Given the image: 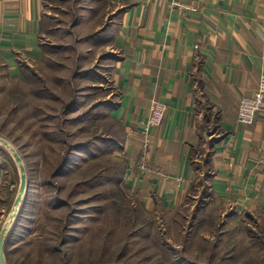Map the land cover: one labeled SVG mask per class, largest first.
Wrapping results in <instances>:
<instances>
[{
    "label": "rangeland",
    "instance_id": "rangeland-1",
    "mask_svg": "<svg viewBox=\"0 0 264 264\" xmlns=\"http://www.w3.org/2000/svg\"><path fill=\"white\" fill-rule=\"evenodd\" d=\"M119 4L45 0L42 54L22 58L17 74L0 54L6 263L264 264V214L213 196L203 142L194 187L176 209L147 208L130 193L125 133L108 114L121 94L110 73ZM13 149L28 177L18 207L21 163Z\"/></svg>",
    "mask_w": 264,
    "mask_h": 264
},
{
    "label": "crops",
    "instance_id": "crops-1",
    "mask_svg": "<svg viewBox=\"0 0 264 264\" xmlns=\"http://www.w3.org/2000/svg\"><path fill=\"white\" fill-rule=\"evenodd\" d=\"M119 2L110 73L121 94L108 114L125 133L130 193L147 208L176 209L194 187L203 142L213 196L264 214V115L237 121L264 71V0ZM44 12L45 0H0V54L11 72L42 54ZM153 100L168 107L146 135Z\"/></svg>",
    "mask_w": 264,
    "mask_h": 264
},
{
    "label": "built area",
    "instance_id": "built-area-1",
    "mask_svg": "<svg viewBox=\"0 0 264 264\" xmlns=\"http://www.w3.org/2000/svg\"><path fill=\"white\" fill-rule=\"evenodd\" d=\"M167 104L160 100H153L149 106L148 117L143 121L145 134L153 127L160 126L167 112ZM258 115H264V71L261 75L258 87L251 93L242 95L238 110L237 121L240 124H253ZM147 144L145 147L147 148Z\"/></svg>",
    "mask_w": 264,
    "mask_h": 264
},
{
    "label": "water",
    "instance_id": "water-1",
    "mask_svg": "<svg viewBox=\"0 0 264 264\" xmlns=\"http://www.w3.org/2000/svg\"><path fill=\"white\" fill-rule=\"evenodd\" d=\"M0 142H3L0 139ZM14 156L17 160V162L21 163L20 169H21V185L19 189L18 196L15 200V207H18L23 198L26 194V191L28 189V177H27V170L25 165L23 164L22 157L13 149ZM14 218V217H13ZM8 232V228L5 226L2 229L1 235H0V264H7L6 263V255H5V240H6V234Z\"/></svg>",
    "mask_w": 264,
    "mask_h": 264
},
{
    "label": "trees",
    "instance_id": "trees-1",
    "mask_svg": "<svg viewBox=\"0 0 264 264\" xmlns=\"http://www.w3.org/2000/svg\"><path fill=\"white\" fill-rule=\"evenodd\" d=\"M206 159H208V155H207ZM206 159H205V160H206Z\"/></svg>",
    "mask_w": 264,
    "mask_h": 264
},
{
    "label": "bare ground",
    "instance_id": "bare-ground-1",
    "mask_svg": "<svg viewBox=\"0 0 264 264\" xmlns=\"http://www.w3.org/2000/svg\"><path fill=\"white\" fill-rule=\"evenodd\" d=\"M19 210V209H18ZM18 212V211H17Z\"/></svg>",
    "mask_w": 264,
    "mask_h": 264
}]
</instances>
